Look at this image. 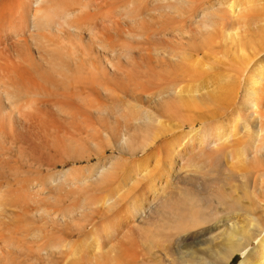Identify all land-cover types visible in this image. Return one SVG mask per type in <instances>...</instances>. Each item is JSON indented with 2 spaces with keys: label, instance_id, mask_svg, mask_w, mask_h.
<instances>
[{
  "label": "rangeland",
  "instance_id": "1",
  "mask_svg": "<svg viewBox=\"0 0 264 264\" xmlns=\"http://www.w3.org/2000/svg\"><path fill=\"white\" fill-rule=\"evenodd\" d=\"M52 1L53 2L45 1L46 3L50 2V6L46 5L45 2H43L44 5L42 6V3L41 7H44L43 10H49L51 14H57L56 12L59 11L57 15H53L55 16V18L57 17V20L61 16L62 11H60V8H62L61 10H63L64 8L69 9V7L72 6L66 0ZM107 1L110 2L111 0H103V2L102 0H74L73 2H71L73 6L72 8H70V11H75V14L70 16L71 19L74 17V20L72 19L74 21L72 22L73 26H75L74 23H76V21H78V23L83 22L82 25H84L85 23L88 24H85L86 26H84L82 30L80 23H76V26L71 28L72 24L69 23L68 26V22L64 24L62 23L60 26H58V28L60 27L62 30L56 28L53 29L52 27V31L51 27H49L48 30L53 32H50V34L46 29L48 27H45L44 29L38 28L42 32L46 29V31L41 35L45 36V34L48 32V35H46L47 37L42 36V38L48 39L49 42L48 45L50 48L46 43V39L44 40L47 47L43 41V44L47 48V54L45 53L46 50L44 51L43 48H40L42 46L40 42L37 41V45L39 43L41 44H39L40 47L38 46L40 48V52L37 50L39 48L33 45H36V42L34 43V41L38 40L37 38L35 39V37L36 34L39 33V30L34 27H31V29H34L31 32L34 38L32 36L29 37V40L31 42L29 40H26L23 41V43L14 42L13 44V40H11V43L10 41L3 43L5 44L6 48L4 46L2 47V44L0 45L3 48L2 49L0 47V51H3L5 48V54L0 52L2 56L0 58L4 60L3 55H6V59L10 51L11 54L8 56L12 55L9 58H14L12 60L16 61H14L16 67L17 64L19 65L25 62L23 61L24 57L22 58L20 54L26 55L27 52H29L27 53V55L30 54L29 56L24 55L25 58L28 57L26 59L27 61H29L25 62L26 65H20V67L17 68L18 70L14 69L15 73L18 72L17 76L15 73H13L12 69L15 66L11 67L10 71L12 70V74H10V76H13L12 81H10L11 79L9 80L8 77H6L9 81L8 82L6 80V83H8L7 86L9 88V91L6 90L7 86L5 85V82L0 83L1 86L2 84L6 86L5 90L3 88L4 85L0 89V99L2 100L3 97V102L8 101V98L11 96L9 95V93L12 94L13 100L14 94V96L17 98L16 100L21 101L19 99L23 100L25 98V94L26 97L33 96V93L37 95L39 93L38 89L40 88L42 93H39L37 96H35L39 97L41 95L40 97H42V100H40V103L35 99L39 104H42V101L44 102L47 99L48 102H54V100L58 98V100L60 99L62 100V102L65 101L63 103H66L67 101L66 104L70 106L69 107L67 105L69 108H72V111L74 110V108H77L74 107V105H78L80 110L85 109L82 111L84 112V115L81 111H76V123V121H74L75 119L72 120V118H75V116H72L71 118L69 116L71 111L68 112L69 115L66 114V111L68 109L67 106L66 109L62 107L60 108L66 110L64 111V113L63 111H60V109L58 110V108L51 107V105H49L50 103H47V105H44L43 107L40 106V108L38 109V112H40H37L39 116H43L41 117V123L39 122L40 118L36 113L34 114L35 118H31L33 121L30 119V123H26L27 125L24 131H21L18 127H16L17 124H14L15 126H13L16 129L14 128L12 131H16V135H13V137L12 134L14 133L11 130L10 132L8 131V135L10 136V138L6 134L7 132H4L5 135L4 133H0V137L4 136V142L3 140L0 142V149L3 148V150L0 151V160L4 158V163H2L0 167L3 166V164H6L5 167L3 166V172L5 171V175H2L4 174L1 172L2 167L0 170V178L4 176L3 178L5 180H3L5 185L2 181L1 182L3 185L0 183V231L2 230V232H4L3 235L5 236L2 235V232H0V234L3 237H6L5 240H9V242L7 241L8 243L11 244V241L13 243L10 247L8 246L4 238L0 237L1 240L5 241L6 245L10 247L7 248V246H5V243L2 244V242L0 241V245L2 244L0 246V264H52L55 259L57 260L55 262H60V258H62L61 264H67V262L68 264H94L95 260L99 261H97V264L101 263L102 261L103 263L113 261L110 262V264H118L119 260L116 261L115 259H118L119 257L123 258L126 255L127 250L130 249V245L134 243L135 248H138L139 244L141 245V243L145 241L144 237L148 236L151 231L155 230L154 224L157 220H155L156 214L153 208L155 209L159 205H161V199H157L156 201H154L151 207L152 210H148L143 215L137 213L135 209L138 208L140 204H147L151 199H153L158 188V191H161V176L162 178H164V173L169 169L170 163H173L174 166H177L180 162L182 163L184 161L183 163L185 166L183 167V170L178 172V177L181 176V178H185V175H198L201 176V178H203L204 180H210L212 177L218 175H215L213 172H211L210 167H206L201 174H197L191 172L194 169L193 166H187L189 165V161L191 160V158L198 157V155H200L202 149H205L204 151L206 153L210 152V150L207 149L203 144L204 140L207 138L215 139L218 136H223V143L230 145V148L233 150V109L234 105L235 108H240L244 93L242 92L241 97L238 94L236 96H233L235 95L233 94V90L230 92V89L227 90L226 86L230 82V80L233 82V76H235L237 80H242V78H240L242 75L237 71L240 72L243 65V67H245L249 63H251V60L258 61V58L264 57V0H116L118 1V4L120 6L122 5L121 7L124 6L123 8L119 7L120 11L117 8L113 9L115 5H118L114 3L115 0L111 1L112 5L114 4L111 9L109 8V6L111 5H108L107 3L109 2ZM131 1L134 4H132ZM66 2L69 3L70 6H68ZM98 2L103 5L105 4L106 7L103 8L104 6L102 7V5H100ZM249 3H252L253 7H250L252 9L249 8ZM55 4H62L63 6L61 5V7L57 5V7ZM98 4L100 5V8L98 7ZM83 5H86V7L88 6V8L84 9L85 6ZM128 5L132 7H128ZM47 6L49 7L47 8ZM52 6H56L57 9L53 10ZM45 7L47 9H45ZM73 8L75 9L74 11L71 10ZM81 8H83L84 10H82ZM97 8H99V12H97ZM102 8L103 10L102 12H100V9ZM79 9H81V11ZM129 9H131V11H128ZM78 10L80 11L79 15L77 14ZM104 11L106 12L105 15H103ZM100 13L103 14L101 15ZM70 17L68 18L69 20ZM98 17L100 18L98 19L100 21L97 20ZM83 18H85V20ZM111 18L114 19L113 22L115 24L112 23ZM86 19L88 21H86ZM115 19H119V22H115ZM108 20L111 21L109 22ZM100 22H102V24H100ZM96 23H99L100 25ZM110 23H112L115 28L112 25L110 26ZM116 23L120 24L116 26ZM210 23L212 26L210 25ZM91 24L92 26H90ZM102 26H104L105 29L106 27H110V30L112 29V32L110 31L109 33V30H107V32L105 29H103ZM76 28L81 31L77 30ZM97 28L98 31L100 28V33L96 31ZM117 28L120 30L117 31ZM35 29L38 30L36 31V34L33 33ZM114 30H116V34ZM55 31L56 34L58 33V37L55 36ZM94 31H96V35H94ZM28 32L29 33L27 34H31L30 31ZM103 32H105V34ZM112 33L114 34L113 36L111 35ZM97 34H102L103 38L105 39L107 37V42L102 38L101 35L100 37L102 39ZM109 34L112 37L115 36V39L112 40ZM50 35H53L51 37H54L55 39H50ZM92 35H94L93 38L96 37L97 39L94 38V40L92 38L94 40L93 41L91 39ZM39 36L37 35V37ZM63 37L66 39H64ZM42 38L41 40H43ZM53 39L54 43H52ZM27 42H29L30 48ZM20 43L21 45L24 43L27 44V49L32 48V51L29 50L25 52V45H22V49L20 48ZM100 43L102 44V46L98 45ZM17 44L20 49L18 48ZM60 44L62 46H58ZM65 44L67 46L70 45L68 46L69 50L67 49L68 52L67 50L65 51V49L67 48ZM8 46L9 48L7 49ZM16 46L19 50H17V48H14ZM51 46L53 50L51 49ZM55 46H58L59 48H56ZM62 47L64 48V54L62 53ZM207 48L208 51L205 52V49ZM13 49V52L18 55L19 58L21 57L22 60L21 58L16 59V57L18 56L13 54ZM49 49H51L52 51L56 50V53L55 51L51 52V50ZM58 49H60V52ZM106 49L109 52H107ZM112 49L113 52H111ZM115 49H118V52L115 51ZM15 51H18V54ZM41 51H44L42 54H44L45 59L47 58L46 60L41 59ZM34 52L37 55H35ZM38 53L41 56L40 58ZM31 54L35 55L32 59L31 57L33 56H31ZM36 57H38V60L36 59ZM51 58H53V60L57 62L53 63V60H51ZM8 60V62L11 61L10 59ZM18 60H21L22 62L20 61L21 63H18ZM31 60L39 62L40 66L38 64V67L35 66L36 64H34L33 66L32 62H36ZM46 61L48 62V65L46 64ZM111 62L116 67L112 66ZM0 63L1 66L2 64H4L2 63V60H0ZM5 64L3 67L7 68ZM10 64L11 63H9V67L14 65L13 63L12 65ZM51 64L55 66H53L54 69L59 68L57 70L62 71L57 72L56 70L55 72L57 73L55 76L53 71L54 69L52 70ZM110 64L112 67L110 66ZM3 67H1V69ZM34 67L40 70L37 71ZM113 67H115L116 69ZM26 70L28 72H26ZM41 70L45 75L40 72ZM251 70L252 64L250 67V73ZM246 71V69L243 71L244 74H246ZM5 72L7 71H4V73ZM4 73L2 72L3 77L0 76L1 79H4ZM8 73H10L9 69ZM39 73H41V75ZM58 73L65 74L59 77L60 75ZM48 74H52V76L49 75V78ZM6 75L8 76L7 73ZM28 77L29 79H27ZM41 77L45 79L43 80ZM46 78H49V81ZM1 79L0 82L3 80ZM35 79L38 81H35ZM61 79H63V81ZM80 80L88 81V84L91 82L90 85L93 87L94 84V89H89L91 86L85 89V87H88L89 85L87 86V83L85 84L84 81L82 82ZM40 81L42 82L43 87H50L45 88V92L47 93L44 92L43 87L40 85ZM69 81L71 82L69 83ZM220 81L223 82V84H221ZM52 82L56 85L54 86V88H61H59V90L52 88ZM79 82H81V85L79 84ZM83 83L86 86H83L82 89L81 86L83 85ZM96 83H99V86H97ZM100 83L106 84L104 85V87L110 88H107L108 93H105V91H103L104 87ZM21 84L22 86H20ZM78 84L79 88H77V91H83L82 94H86L82 96V99L84 100V98H86L88 94V97L86 99L89 100V97L96 99L97 104H101L100 106L104 108L105 106L106 108L108 107L107 110L105 109L106 112L104 111V113H102L103 111H100V109L102 108H100L97 112L98 107L94 110V108L98 105H96L95 107L93 105L94 108L91 109L92 105H89V103L94 101L92 98L91 100L93 101L89 103L84 100V102L88 103L87 105L91 107L85 106L86 104L83 105L84 102H82L81 99L79 100L80 96L78 97L76 95L78 99L77 97H75V93L77 94V91L75 92L74 89L78 87ZM225 84L226 86H224ZM37 85L40 87L38 88ZM64 85L66 88L63 87ZM67 85L70 87H67ZM34 86L37 87L35 88ZM222 86H224V88ZM231 86L230 88H233V86ZM71 88H73L72 90L74 92V96H72ZM262 88L264 89V82L262 84ZM1 90H3L4 92L8 91L9 93L5 94L3 92L2 94ZM62 90L68 91L66 92ZM225 90H227V92ZM20 91L21 95L22 93L24 95H22L23 98H21L22 96L20 95ZM26 92L28 93V96ZM52 92L53 95L54 93L56 95H54L53 98L52 95L50 97V94ZM68 92H70L71 96L70 94L68 95ZM15 93L18 94L16 95ZM63 93H66L69 99L66 98V95ZM4 94L5 96L9 95L8 97H6L7 99L5 98ZM45 94L46 96L49 95L47 99L43 98ZM46 96L44 97L46 98ZM63 96L64 99L66 98V100L62 99ZM28 99L31 100L32 98L28 97ZM70 99L72 100L73 104L71 103ZM1 100L0 103L2 102ZM27 100L25 98V101ZM68 100H70V102H68ZM80 101L82 102V104ZM60 102L61 101H58L57 103L56 100L55 103L60 104ZM74 102H77L78 104H74ZM46 106H48V110H51L49 112H43V114L40 115L42 111H46V109L44 108ZM118 107L123 109V113H125L126 116L129 117V121L128 117L127 119L123 118L121 120L122 117L120 114L119 116L116 115L117 117H115V113L113 114L114 116L112 115L114 110ZM41 108H43L42 111ZM53 108H55L54 110L57 113L54 112ZM89 108L91 110V113L88 112ZM80 112L81 114H79ZM85 113L86 115L88 114L87 120L90 119L89 122L92 121V126L89 123L90 127L87 124V120L86 122H84L85 120H82L83 122H81V119H78L79 116H81V118L82 115L85 116ZM97 113H99L101 117L103 116V114L105 115L103 116V118H101L99 114L97 115ZM44 114L47 115L44 116ZM108 115L110 117H108ZM50 116H52V118ZM45 117L47 118V120ZM64 118H67V120L64 121ZM68 118L70 123L68 121ZM35 119L37 121H35ZM104 119H107V121L104 122ZM124 120L127 121H125L124 123ZM250 120L251 116L247 112V121L249 124ZM72 121H74L73 124H71ZM79 121L81 124L79 123ZM31 122L35 124L33 125ZM74 125H76L78 130H76L77 128ZM242 131H244V129ZM6 135L9 139L6 138ZM14 136H17L19 140L17 138H14ZM211 136L214 138H212ZM11 137L12 139H14L12 140ZM122 138H125V140L123 141ZM202 138L204 139L203 141ZM239 139L240 141L238 145L242 148L245 144L247 146V144L249 143L248 136H246L243 140H241V138ZM11 140L13 141L12 143L10 142ZM201 143L202 146H200ZM3 144L7 145V149H12H9L10 151L4 150L6 149V146H3ZM4 153H10L9 155H12L14 157V160H12L13 157L9 156L8 154L5 155ZM165 153H168L169 156H166ZM3 154L6 158L3 156ZM156 154H163L164 157L163 162L165 164L163 163L161 167L163 172L162 174L159 175V171H157V173L155 174H149L150 176L148 175L146 178H142L143 176L141 177L138 174L137 178L140 180V182H137V184L136 181L134 184V182L130 181V178V180L127 179L129 174H127V177L125 178L124 174L126 175V172L128 170V167L126 168V166H128L127 164H130V162L133 160H143L151 158V156ZM113 155L115 157L114 159L116 160H113V163H115L114 165L116 166V169H114L113 173H116L118 171L119 165V169L121 167H125L126 170L124 168H121V170L116 173L118 174V176H115L113 173H111L115 176L112 177L113 179L108 175V172L110 173V170L104 171L107 174L100 172L101 174L107 175H104V177L103 175L101 176V174L99 173V167L106 161V158L109 159L110 156L112 157ZM7 157H11L12 159L10 160ZM15 158H18L19 160L17 159V161L15 162ZM201 158L199 159L201 160ZM8 162H15L13 163L14 166L11 168V165L10 168H8ZM18 162H20L21 164H19ZM17 163L19 164V166L17 165ZM225 163L226 160L224 159L223 164ZM5 168H7V170ZM261 168L262 170H264V164ZM11 169L12 171L14 170V172H12ZM123 169L124 171H122ZM65 170L70 171L66 175L70 174V176H67V178L69 177L71 181H69V178L68 180H65L66 175L63 176V174H61V172H64ZM228 170L229 169L227 167H224V172L226 171L225 174L229 173ZM7 171L9 172V175H11V177L7 174ZM129 172L130 171L128 170L127 173ZM57 174L61 175L59 176ZM143 175H147L146 172ZM123 176L125 180L129 181V185L125 184L127 182L123 183ZM139 176L141 177V179ZM72 177L74 180H72ZM86 177L88 179H86L88 182H85L84 178ZM6 180H9L7 186ZM175 181H179L178 178H176ZM38 182L39 184H41L40 188H38V186H40ZM130 183H133L134 185L132 184L131 186ZM225 183V187L228 190H231V184H229V182L227 181ZM253 184L254 181H251L250 189L254 187ZM1 186H3V188H1ZM214 187L217 186L215 185ZM261 188H264V183L261 184ZM110 193L115 194L118 198V200L115 199V195L113 197V195L111 194L116 201H114L115 203L113 202V204L111 202V207H109L111 209H109L107 205H105L107 197H111V195H109ZM208 193V191H203V194L207 196L209 195ZM102 199L103 201L105 200V204H102ZM18 200L21 201L18 202ZM20 205L21 207H23L21 211L22 215H20ZM173 206L174 207L171 208L170 206L169 208H171L172 210L171 213L174 212L175 216H177V207L175 205ZM25 207L26 210L28 208L29 212L26 213V210H23L25 209ZM169 208L168 211H170ZM173 208L175 211L173 210ZM18 211L21 220L19 218V220L17 219ZM40 211L42 212L40 213ZM56 214L59 216L55 217L57 216ZM128 218L131 222V231L127 232L128 235L126 237L123 235L119 237L118 233L125 232L122 227L123 220ZM239 222L240 224H244V226H248L250 224V220H239ZM94 224L97 225L98 228H94ZM110 225L118 226L115 236L111 235V237H109V235H107ZM213 232V234L211 233L212 238H217L218 242L220 240V242L224 243V246L229 244V241L226 239L225 235V226L218 227V229L214 230ZM32 234L34 236H31ZM142 235L145 236L143 237ZM119 240L122 241L121 244H124L125 242L124 246L126 244L129 245V249L127 248V245L124 247V249H122L123 246L120 245ZM53 241L60 242L61 245L64 246L63 249V247L59 243L55 244L56 246L62 247L61 251L63 249V253L61 251H58L60 249L56 250L55 248H53L55 250V253L52 251L53 249H51V242ZM69 242H72V244L70 245ZM68 243L70 246L66 245ZM55 245L53 246L56 247ZM65 245L69 249L65 247ZM132 246L131 249L134 248ZM45 247L47 248V250L49 248L48 252L44 249ZM240 247L241 246L239 244L234 247L233 251L235 252L233 254V258L231 259V264H239L242 260V256L238 251ZM254 247H257L256 242L252 243V245L248 249L253 250ZM70 248H72V253L70 251ZM113 248H115L116 251L113 250ZM73 249L77 252L75 253ZM120 249L123 252L119 251ZM1 250L3 251V253ZM98 251L100 252V255H97ZM258 252L261 253L260 250ZM46 253H48V255H45ZM50 253L51 255L49 257ZM256 253V251L253 252L254 257H257L259 255L258 253ZM71 254H75V256H72ZM110 256L115 261L112 260ZM69 257L71 259L73 258L74 262L73 260L71 261ZM96 257L102 259L99 260V258ZM107 258L109 259V261ZM90 260L94 261H92L91 263ZM228 261V259L222 260V264H226Z\"/></svg>",
  "mask_w": 264,
  "mask_h": 264
},
{
  "label": "bare ground",
  "instance_id": "2",
  "mask_svg": "<svg viewBox=\"0 0 264 264\" xmlns=\"http://www.w3.org/2000/svg\"><path fill=\"white\" fill-rule=\"evenodd\" d=\"M45 1H50V2H53L52 0H0V45L2 44V47L4 46L5 47V44H3L4 42H9L10 41V43L12 42L11 40H13V44H14V42L15 43H17V42H21V43H23V41H28L29 40V37H31L32 36V30H34V29H31V27L33 28H45V27H48V28H46L47 29V31L49 32V34H50V32L51 33H53L52 31V27H53V29L54 28H56V29H60V30H62L60 27L58 28V26H60L62 23L64 24V23H67L68 22V26H69V23L70 24H72V22H74L73 20H74V17L71 19V17L70 16H72L73 14H75L74 12V8L73 9H71V10H73L74 12H72V11H70V8H72V6H73V4L71 3V2H73V1H70V0H66V1H68L69 3H70V5H72V6H70L69 5V3H67L68 4V6H70L69 7V9H67V8H64L63 10H61L62 8H60V11H62L61 12V16L59 17V19L57 20L56 18H55V16H53V15H57L58 13H59V11L58 12H56L57 14H51L50 12H49V10H43L44 9V7H41V4L43 3V2H45ZM94 1H97V0H94ZM98 1H101V0H98ZM112 1V0H111ZM111 1L109 2V1H107V2H109V3H107L108 5L110 4L111 6H109V8L111 9V7H113L114 6V4L112 5V3H111ZM50 2L48 3H46L45 2V4L46 5H49L50 4ZM54 2H58V1H54ZM102 2H103V0H102ZM117 2V3H116ZM134 2V1H133ZM251 2V1H250ZM59 3H60V1H59ZM64 3H65V1H64ZM95 3H97V2H95ZM99 3V2H98ZM115 4H118V1H116L115 0V2H114ZM131 3H132V1H131ZM100 5H102V7L103 8H105L106 7V5L104 4H101V3H99ZM98 4V7L100 8V5ZM120 4H122V3H120ZM132 4H134V3H132ZM44 5V3L42 4V6ZM56 6L57 5H59V6H61L62 4H55ZM108 5H107V7H108ZM251 5V6H250ZM50 6V5H49ZM49 6H47V8L49 7ZM56 6H52L53 7V10H56L57 9V7ZM63 6V5H62ZM61 6V7H62ZM83 6H85V8L84 9H86V8H88V6L86 7V5H83ZM122 6V5H121ZM119 4L116 6H114L113 7V9H118L119 10V7L120 8H123V7H121ZM128 7H132V6H129L128 5ZM250 7H253L252 6V3H249V8ZM46 7H45V9H47ZM99 8H97V12H99ZM103 8L102 9H100V12H102V10H103ZM82 10H84L83 8H81ZM81 9H79L80 11H81ZM127 9V8H126ZM250 9H252V8H250ZM78 10V12H77V14L79 15V11ZM109 11V10H108ZM113 11V10H112ZM120 11V10H119ZM128 11H131V9H129ZM176 11V10H175ZM111 12V11H110ZM132 12H134V11H132ZM105 11H104V14L103 13H100L101 15L103 14V15H105ZM126 13H127V11H126ZM213 13V12H212ZM97 14H99V13H97ZM77 15V16H78ZM87 15V14H86ZM119 15V14H118ZM213 15V14H212ZM111 16V15H110ZM70 17V20L68 19ZM112 17V16H111ZM136 17V16H135ZM211 17V16H210ZM78 18V17H77ZM88 18V17H87ZM102 18H103V16H102ZM76 19V18H75ZM84 20H85V18H83ZM82 19V20H83ZM89 19V18H88ZM98 19H100L99 17L97 18V20ZM133 19V18H132ZM72 20V21H71ZM91 20V19H90ZM94 20V19H93ZM104 20V19H103ZM111 20H112V23H114L113 21H114V19H112L111 18ZM111 20H108L109 22L111 21ZM135 20V19H134ZM133 20V21H134ZM58 21V22H57ZM80 21V20H79ZM86 21H88L87 19H86ZM98 21H100V20H98ZM107 21V22H108ZM119 22V19H115V22ZM132 21V22H133ZM85 22V21H84ZM90 22V21H89ZM103 22V21H102ZM102 22H100V24H102ZM105 22V21H104ZM106 22V23H107ZM76 23H78V21H76ZM76 23H74L75 24V26H76ZM80 23V22H79ZM78 23V24H79ZM83 23V22H82ZM82 23H80V25H81V30L84 28V26H86L85 24H87V23H85L84 25H82ZM112 23H110V26L112 25L113 26V24ZM96 24H99V23H96ZM99 24V25H100ZM115 24V23H114ZM117 25L116 26H118L119 24L118 23H116ZM88 25V24H87ZM99 25H98V27H99ZM209 25V24H208ZM210 25H211V23H210ZM209 25V26H210ZM63 26H66V25H63ZM75 26H73V24L71 25V28L72 27H75ZM90 26H92V24L90 25ZM106 26H108V25H106ZM212 26V25H211ZM210 26V27H211ZM49 27H51V30L52 31H50V30H48L49 29ZM62 27V26H61ZM95 27V26H94ZM103 27V29H105V27L104 26H102ZM114 28H115V26H113ZM70 28V27H69ZM91 28V27H90ZM93 28V27H92ZM107 28H109V29H107ZM112 28V27H111ZM120 28V27H119ZM208 28V27H207ZM35 29V31H33V33H35L36 34V31H38L37 33L38 34H36V37H35V39L37 38L38 40H35L34 41V43L36 42V45L35 44H33L34 46H37V48H39L40 46H39V44L41 43L42 44V46L40 47L41 49L43 48V50L45 51L46 50V54L48 53L47 52V45L49 44V42H48V39H46V38H42V36L43 37H47L46 35H48V32L45 34V36L44 35H41V34H43L45 31H46V29L42 32V31H40V29ZM65 29V28H64ZM77 29V28H76ZM88 29V28H87ZM73 30V29H72ZM77 30H79V29H77ZM76 30V31H77ZM81 30H79V31H81ZM106 31L107 30H109V33H110V31L112 30H110V27H106V29H105ZM117 31H119L120 29H116ZM116 30H114V32L116 31ZM28 31H30V33L31 34H27V33H29ZM96 31H98V28H97V30ZM96 31H94V35H96L95 33H96ZM102 31V30H101ZM41 32V33H40ZM60 32V31H59ZM64 32V31H63ZM99 33H100V28H99V31H98ZM108 32V31H107ZM112 32V31H111ZM121 32V31H120ZM61 33V32H60ZM69 33V32H68ZM91 33H93V32H91ZM104 34H105V32H103ZM39 34H40V36H39ZM55 36H57L58 37V33L56 34V31H55ZM64 34V33H63ZM62 34V35H63ZM115 34H116V32H115ZM37 35L39 36V37H37ZM91 35V34H90ZM94 35H92V37H91V39L93 38V36ZM97 35H99V34H97ZM101 36H102V34H100ZM100 35H99V37H100ZM107 35V34H106ZM112 36L114 35L113 33L111 34ZM110 34H109V36H110V38L112 39V40H114L115 38V36L114 37H112ZM35 36V35H34ZM51 36H53V35H50V39H52V38H54V37H51ZM105 36V35H104ZM108 36V37H109ZM33 37V36H32ZM49 37V36H48ZM62 37V36H61ZM60 37V38H61ZM65 37V36H64ZM63 37V38H64ZM34 38V37H33ZM41 38L43 39V40H41ZM94 38H96V37H94ZM93 38V39H94ZM101 38V37H100ZM99 38V39H100ZM102 38H103V36H102ZM101 38V39H102ZM44 39H46V43H47V45L45 44V40ZM50 39H49V41H50ZM55 39V38H54ZM54 39L52 40L53 42L52 43H54ZM64 39H66V38H64ZM92 39V40H93ZM97 39V38H96ZM103 39H105V38H103ZM106 39H107V37H106ZM105 39V41L107 42V40ZM110 39V40H111ZM15 40H17V41H15ZM34 40V39H33ZM95 40V39H94ZM93 40V41H94ZM30 41V40H29ZM37 41L38 42H40L38 45H37ZM43 41H44V44L46 45V47H45V45L43 44ZM62 41H63V39H62ZM103 41V40H102ZM108 41H109V38H108ZM31 42V41H30ZM68 42V41H67ZM21 43H20V45H21ZM28 43V45H29V48H30V44H29V42H27ZM33 43V42H32ZM69 43V42H68ZM103 43V42H102ZM40 44V45H41ZM70 44V43H69ZM73 44V43H72ZM71 44V45H72ZM101 44V43H100ZM100 44H98L99 46H102V44L100 45ZM8 45V44H7ZM10 45V44H9ZM22 45H25L24 47H25V49H26V51L25 52H27V51H32L31 49H27V44H22ZM22 45H21V47L20 48H22ZM27 45V46H26ZM44 45V46H43ZM66 45V44H65ZM13 46V45H12ZM17 46H18V44H17ZM17 46L16 47H14V48H17ZM32 46V45H31ZM39 46V47H38ZM58 46H62L61 44L60 45H58ZM57 46V47H58ZM67 46V45H66ZM68 46H70V45H68ZM67 46V48L65 49V51L68 49L69 50V47ZM104 46H106V45H104ZM112 46V45H111ZM1 47V46H0ZM1 47V48H2ZM11 47V46H10ZM45 47V48H44ZM48 47H49V45H48ZM56 47V46H55ZM56 47V48H57ZM116 47V46H115ZM6 48V47H5ZM5 48H4V50H5ZM9 48V46L7 47V49ZM18 48H19V46H18ZM17 48V50H19ZM40 48L39 49H37L39 52H40ZM50 48V47H49ZM59 48V47H58ZM63 48V47H62ZM62 48H60V49H62ZM64 48H65V46H64ZM64 48L62 49V53L64 52ZM103 48V47H102ZM3 49V48H2ZM1 49V50H2ZM6 49V50H7ZM12 49V48H11ZM23 49V48H22ZM21 49V50H22ZM51 49H52V46H51ZM51 49H49V50H51ZM60 49H58L59 50V52H60ZM4 50L3 51H0L1 53H4L5 54V52H4ZM10 50V49H9ZM16 50V49H15ZM53 50V49H52ZM51 50V52H54L55 51V53H56V50H54V51H52ZM68 50H67V52H68ZM107 50V49H106ZM118 50V49H117ZM116 49H115V51H117ZM14 51V49L12 50V52ZM23 51V50H22ZM37 51V52H38ZM44 51H41V55H42V57H44V58H42L41 56H40V54L38 53V55H39V58L41 57V59H45V56H44V54H42ZM73 51V50H72ZM119 51H120V49H119ZM208 51V48L207 49H205V52H207ZM16 53L18 52V51H15ZM50 52V51H49ZM50 52V53H51ZM107 52H109L108 50H107ZM111 52H113V49L111 50ZM118 52V51H117ZM1 53H0V57H2L1 56ZM7 53H8V51H7ZM6 53V54H7ZM20 53H22V52H20ZM27 53H29V52H27ZM27 53H26V55L25 56H29L30 54H28L27 55ZM30 53H32V52H30ZM49 53V54H50ZM61 53V54H62ZM11 53H10V51H9V54L8 55H10ZM13 54H15L14 52H13ZM18 54V53H17ZM34 54L35 55H37L35 52H34ZM52 54H54V53H52ZM60 54V55H61ZM64 54V53H63ZM113 54V53H112ZM206 54V53H205ZM210 54V53H209ZM3 55V54H2ZM7 55V57H6V59L8 60V59H10L11 61L10 62H8L6 59H5V56L6 55H3L4 56V60L2 59V58H0V60H2V63H7V64H5L6 65V67L7 68H5V67H3L4 66V64H2V66L0 65V69H1V67H3L1 70H3V71H1L0 70V72H1V74H2V72L4 73V71H7V72H5L4 74H5V77H4V79L2 80L1 78V82L0 83H6L7 81H8V79L6 78V77H8L9 78V80L10 81H12V78H13V76H10V74H12L11 72H12V70L10 71V69H11V67H13V66H15V62L12 60V59H14V58H9V57H11V56H8ZM16 55V54H15ZM23 54L21 55L20 54V56L23 58H25V56H24ZM35 55H33V54H31V56H33V57H31V59L32 58H34V56ZM56 55V54H55ZM16 56H18V55H16ZM59 56V55H58ZM20 57V58H21ZM20 59L19 58V56L18 57H16V59ZM22 58H21V60H22ZM23 58V61H27V59L26 58H28V57H26L25 59ZM55 58V57H54ZM30 59V58H29ZM36 59L38 60V57H36ZM47 59V58H46ZM45 59V60H46ZM259 60L257 61V60H251V63H249L247 66H245V67H243L242 66V70L239 72V71H237L239 74H241L242 76L240 77V75H239V77L240 78H242V80H240L239 79V77H238V79L239 80H237V78L235 77V76H233V82L230 80V82L227 84V86H226V84L224 85V86H226V89L228 90V89H230L229 91L231 92L232 90H233V94H235V95H233V96H236L237 94L241 97V94H242V92L244 93L243 94V99H242V102H241V106H240V111H239V109H237V107L235 108V105H234V109H233V150L230 148V145H228V144H225V143H223V141H224V137L223 136H216L217 138H215V139H211V138H207V139H203L202 138V141L204 140V145L206 146V148L207 149H209L210 150V152H208V153H206L204 150L205 149H202L201 150V153H200V155H198V157H194V158H191V160L189 161V165H187V166H193L194 167V169L191 171V172H193V173H197V174H201L202 173V171L206 168V167H210V171L211 172H213L215 175H217V176H215V177H212L210 180H204L203 178H201V176H198V175H193V176H186L185 175V178H181V176H177V174H178V172L179 171H181V170H183V167L185 166L184 165V161L181 163L180 161V163H179V165H177V166H174V164L173 163H170V167H169V169L168 170H166L167 172H165L164 173V178H162V176H161V180H160V186H162L161 188H160V190L161 191H158V189H157V192L155 193V195H154V197H153V199H151L147 204H140L139 205V207L138 208H134L135 209V211L137 212V213H140V214H144V213H146L148 210H152V204L154 203V201H156L157 199H161V201H162V203H161V205H159L157 208H153V210H155V214H156V219L155 220H157V221H155V224H154V226H155V230H153V231H151L149 234H148V236H145V235H142L144 238H145V241L143 242V243H141V245L139 244V247L138 248H135V245H134V243L132 244V245H134V246H132V245H130V249L128 248V246L129 245H127V248L129 249V250H127V252H126V255L123 257V258H121V257H119L118 259H115L116 261H118L119 260V262H118V264H222V260H229L226 264H231V259L233 258V254H234V252L235 251H233L234 250V247L237 245V244H239L241 247L239 248V253L241 254V256H242V260L240 261V263L239 264H264V188H261V184H263L264 183V170H262V166H263V164H264V89L262 88V84H263V82H264V57L263 58H258ZM21 60H18V63H21L22 61ZM51 60H53V58H51ZM21 61V62H20ZM31 61H34V60H31ZM30 61V62H31ZM41 61V60H40ZM50 61V60H49ZM25 62L24 63H22V64H17V67L15 66V67H13L12 69H13V73H15L14 71V69H16V70H18L17 68L18 67H20V65H23V64H25ZM27 62H29V61H27ZM34 62H36V63H33L32 62V64H33V66H34V64H36L35 66L36 67H38V65L40 66V63L39 62H37V61H34ZM42 62H43V60H42ZM55 61L53 60V63H54ZM57 62V61H56ZM55 62V63H56ZM9 63H11L10 65H12V63L14 64V65H12V66H10L9 67ZM48 62L46 61V64H47ZM49 63H51V62H49ZM60 63V62H59ZM62 63V62H61ZM112 63V62H111ZM1 64V63H0ZM28 64H30V63H28ZM38 64V65H37ZM72 64V63H71ZM240 64H242V63H240ZM251 64H252V70H251V73H250V67H251ZM26 65V64H25ZM48 65V64H47ZM63 65V64H62ZM24 66V65H23ZM42 66V65H41ZM51 66H52V70L54 69L53 68V66L54 65H52L51 64ZM66 66V65H65ZM110 66H111V64H110ZM112 66H115V65H113V63H112ZM111 66V67H112ZM36 67H34L35 69H36ZM44 67V66H43ZM55 67V66H54ZM67 67V66H66ZM116 67V66H115ZM115 67H113V68H115ZM40 68V67H39ZM112 68V69H113ZM243 68H244V70L246 69L247 71H246V74H244V70H243ZM4 69H7V70H4ZM8 69H9V72L10 73H8ZM20 69V68H19ZM27 69V68H26ZM57 69H59V68H57ZM57 69H54L53 71H54V74H55V76H56V73L57 72H61V71H58ZM68 69V68H67ZM70 69V68H69ZM72 69V68H71ZM116 69V68H115ZM241 69V68H240ZM22 70V69H21ZM32 70V69H31ZM37 71H39L40 69H36ZM43 70V69H42ZM42 70L40 71L42 74H44L43 72H42ZM51 70V71H52ZM57 70V72H55ZM25 72V71H24ZM26 72H28L27 70H26ZM66 72H68V71H66ZM65 72V73H66ZM237 72H236V74H237ZM242 72V73H241ZM6 73L8 74V76L6 75ZM37 73V72H36ZM41 73H39L40 75H41ZM65 73H58L60 76L59 77H61V76H63V74H65ZM0 74V76H2L3 77V74L1 75ZM16 74V76H17V74H18V72L17 73H15ZM14 74V75H15ZM35 74V73H34ZM53 74V73H52ZM52 74H48V77H49V75H51L52 76ZM71 74V73H70ZM235 74V75H236ZM29 75V74H28ZM45 75V74H44ZM244 75V76H243ZM25 76H27V75H25ZM43 76V75H42ZM54 76V77H55ZM58 76V75H57ZM65 76V75H64ZM21 77V76H20ZM44 77H46V76H44ZM53 77V78H54ZM66 77V76H65ZM244 77V78H243ZM6 78V79H5ZM17 78V77H16ZM35 78V77H34ZM33 78V79H34ZM38 78H39V76H38ZM42 79H43V77H41ZM50 78V77H49ZM49 78H46L47 80L49 79ZM56 78V77H55ZM58 78V77H57ZM64 78V77H63ZM27 79H29V77L27 78ZM26 79V80H27ZM41 79V80H42ZM45 79V78H44ZM43 79V80H44ZM59 79V78H58ZM72 79V78H71ZM7 80V81H6ZM20 80V79H19ZM56 80V79H55ZM54 80V81H55ZM62 81H63V79H61ZM86 80V79H85ZM224 80V79H223ZM30 81H31V78H30ZM35 81H38V80H36L35 79ZM49 81V80H48ZM74 81V80H73ZM79 81V80H78ZM77 81V82H78ZM80 81H84V80H80ZM9 82V81H8ZM20 82V81H19ZM44 82H47V81H44ZM59 82V81H58ZM71 81H69V83H70ZM85 82V84L88 86V87H85L86 85L83 83V85L81 86V88L84 86L85 87V89L86 88H89L91 85H90V83L88 84V81H84ZM221 82V81H220ZM21 83V82H20ZM32 83V82H31ZM38 83V82H37ZM40 85L43 87V85H42V82L40 81ZM60 83V82H59ZM73 83V82H72ZM232 83H233V85H232ZM28 84H29V82H28ZM67 84V83H66ZM75 84H76V80H75ZM75 84H72V85H75ZM79 84L81 85V82H79ZM79 84H78V87H76V89H74L75 90V92L77 91V88H79ZM97 84V83H96ZM101 85H103V87H104V85H106V84H102V83H100ZM221 84H223V82H221ZM4 84H2V86H3ZM6 86L8 85V83H6L5 84ZM4 85V90H5V86ZM11 85V84H10ZM9 85V86H10ZM45 85H47V84H45ZM52 88H54V86H56L55 85V83H53L52 82ZM58 85V84H57ZM100 85V86H101ZM233 86V88H230V86ZM1 84H0V89H1ZM20 86H22V84L20 85ZM28 86V85H27ZM38 86V85H37ZM37 86H34L35 88L37 87ZM97 86H99V83L97 84ZM224 86H222L223 88H224ZM231 86V87H232ZM11 87V86H10ZM30 87V86H29ZM40 86H38V88H39ZM47 87H49V86H45V87H43V90H44V92L46 91L45 90V88H47ZM63 87H65V85L63 86ZM67 87H70V86H68L67 85ZM73 87V86H72ZM75 87V86H74ZM102 87V86H101ZM101 87H100V89H101ZM228 87V88H227ZM7 89L6 90H8L9 91V88H8V86L6 87ZM31 88H32V85H31ZM50 88V87H49ZM59 88H61V87H59ZM59 88L57 87V89H56V87L54 88V89H56V90H59ZM66 88V87H65ZM94 89V84H93V87L91 86L89 89ZM105 88L106 87H104L103 89V91H105V93L107 92L108 93V90H107V88H106V90H105ZM73 88H71V93H72V96H74L73 94H74V92H73V90H72ZM83 89V88H82ZM108 89H110V88H108ZM21 90H23V89H21ZM39 90V93H42V91L40 90V88L38 89ZM38 90H37V92H38ZM49 90V89H48ZM61 90V89H60ZM68 90H69V88H68ZM68 90H62V91H68ZM81 90V89H80ZM96 90V89H95ZM214 90V89H213ZM221 90V89H220ZM227 90H225L226 92H227ZM2 91V94H3V90H1ZM4 92L5 94H7V93H9V92ZM35 91V90H34ZM41 91V92H40ZM54 91V90H53ZM61 91V92H62ZM110 91V90H109ZM16 92V91H15ZM24 92V91H23ZM56 92V91H55ZM57 92H59V91H57ZM82 92L83 91H80V92H78L77 91V94L75 93V97H79V100L81 99V101L82 102H84V100L86 101V102H91V101H93V102H91V103H89V105H92V107L91 106H89V105H87L88 103H83V105H85V106H87V107H91V109L92 108H94L96 105H98V106H96L95 108H94V110L95 109H97V107H98V109H97V112H98V110L100 109V108H102V109H100V111H103L102 113H104V111H105V109L107 110V108H106V106H105V108L104 107H102V106H100L101 104H97V100L96 99H94V98H92V97H89V100L88 99H86L87 97H88V94H87V97L86 98H84V100L82 99V96H84V95H86V94H82ZM97 92V91H96ZM182 92V91H181ZM27 93V92H26ZM38 93V94H39ZM45 93H47V92H45ZM50 93V92H49ZM5 94H4V96H5ZM16 94V93H15ZM18 94V93H17ZM16 94V95H17ZM34 95L33 96H28V93H27V96L29 97V98H32V99H34V100H29L28 99V97H26V94H25V98H26V100L28 99L29 100V102H28V100L27 101H25V98L22 100V99H19V100H21V101H17L16 99V97L14 96V94H13V97H14V100L12 99V94L11 93H9V95H11L10 97H11V99H10V97L8 98V101L6 102H3V100H4V98L2 97V102L0 103V133L1 134H3L4 132L8 135V131L10 132V130L12 131L15 127V125L14 124H17V126L16 127H18L21 131L23 130L24 131V129L26 128V123H30V121L32 120L31 118H33L34 117V114H36L37 112H38V109L40 108V106L41 107H43L44 105H47V103H50L49 105H51V107H55V108H58V110L62 107V108H67L69 105L68 104H66L67 103V101H66V103H63V102H65V101H63L62 102V100H58V98L56 99L57 100V103H58V101H61L60 102V104H57V103H55L56 102V100H54V102H48V97H49V95H47L46 96V94L44 95V96H46V98L43 96V98L44 99H47L46 101H42V104H39L41 101L40 100H42V97H35V96H37L35 93H33ZM63 94H65L66 95V93H63ZM70 94V92H68V95ZM79 94V95H78ZM8 95V96H9ZM20 95H21V91H20ZM22 95H23V93H22ZM21 95V96H22ZM31 95V94H30ZM51 95H52V98H53V96L55 95V93H54V95H53V92L50 94V97H51ZM60 95H61V93H60ZM77 95V96H76ZM7 95L5 96V98L6 97H8ZM24 96V95H23ZM23 96L21 97V98H23ZM56 96V95H55ZM70 96H71V94H70ZM69 96V97H70ZM90 96V95H89ZM35 97V98H34ZM57 97H61V96H57ZM78 97H77V99H78ZM38 98H39V100H38ZM41 98V99H40ZM66 98H68V96L66 95ZM66 98L64 99V96H63V98L62 99H64V100H66ZM91 98L93 99V100H91ZM234 98V97H233ZM7 99V98H6ZM39 101V103L36 101ZM43 99V100H44ZM69 99V98H68ZM72 99V98H71ZM70 99V100H71ZM70 100H68V102H70ZM88 100V101H87ZM235 100H236V97H235ZM17 101V102H16ZM80 101V102H81ZM96 101V102H95ZM234 101V100H233ZM82 102H81V104H82ZM95 102V103H94ZM63 103V104H62ZM71 103H72V100H71ZM77 102H74V104H76ZM94 103V104H93ZM100 103V102H99ZM62 104V105H61ZM66 104V105H65ZM70 104V103H69ZM73 104V103H72ZM78 104V103H77ZM190 104V103H189ZM64 105V106H63ZM68 105V106H67ZM71 105V104H70ZM93 105H94V107H93ZM67 106V107H66ZM72 106V105H71ZM104 106V105H103ZM47 107L48 106H46V107H44L45 109H46V111H42L43 110V108H41V111H42V113L40 114V115H42L43 114V112L45 113V112H49L50 110H48L47 109ZM70 107V106H69ZM68 107V109H70V110H68L67 109V111L66 110H63V109H60V111H66V114L67 115H69V113L68 112H70L71 111V113H70V118L72 117V116H75V118H72V120L73 119H75L74 121H76L77 120V116H76V113L77 112H79V111H83V110H85V109H83V110H80V108L78 107V105L76 106V105H74V107H77L76 109L74 108V110H75V112H74V110L72 111L71 109L72 108H69ZM73 107V106H72ZM55 108H53V110L55 109ZM79 108V109H78ZM123 108V107H122ZM78 109V110H77ZM48 110V111H47ZM86 110H87V108H86ZM111 110H112V108H111ZM77 111V112H76ZM91 110H90V108L88 109V112H90ZM109 111H110V109H109ZM40 112V111H39ZM38 112V113H39ZM54 112H56L55 110H54ZM53 112V113H54ZM62 112V113H63ZM81 112L79 113V114H81ZM87 112V111H86ZM106 112V111H105ZM108 112V111H107ZM112 112H113V110H112ZM111 112V113H112ZM247 112H248V114L251 116V120H250V124L248 123V121H247ZM37 113V115L39 116V114ZM51 113V112H50ZM52 113V114H53ZM57 113V112H56ZM61 113V112H60ZM65 113V112H64ZM63 113V114H64ZM72 113H74V114H72ZM91 113V112H90ZM93 113V112H92ZM110 113V112H109ZM115 113V117H117L116 115H118L119 116V114L121 115V120L123 119V118H125V119H127V117L128 116H126V114L125 113H123V109H121V108H117V109H115L114 110V112L112 113V115ZM118 113V114H117ZM49 114V113H48ZM72 114V115H71ZM78 114V115H79ZM82 114L84 115V112H82ZM99 113H97V115H98ZM100 114H101V112H100ZM99 114V115H100ZM30 115H32V116H30ZM45 115H47V114H44V116ZM60 115V114H59ZM82 115V118H81V116H79V120L81 119V122H83L84 120V122H86V120H87V115H86V113H85V116H83ZM91 115V114H90ZM105 114H103V116H104ZM107 115V114H106ZM110 115V114H109ZM108 115V117H110ZM53 116V115H52ZM52 116H50L51 118H52ZM58 116V115H57ZM60 116H62V115H60ZM65 116V115H64ZM68 116V117H69ZM103 116L101 117V115H100V117L101 118H103ZM114 116V115H113ZM41 117H43V116H39V118H40V120H39V122L41 121ZM63 117V116H62ZM61 117V118H62ZM35 118V117H34ZM33 118V119H34ZM46 118V117H45ZM50 118V119H51ZM60 118V117H59ZM106 118V117H105ZM119 118V117H118ZM31 119V120H30ZM37 119V118H36ZM35 119V121H37ZM58 119V118H57ZM112 119V118H111ZM150 119V118H149ZM30 120V121H29ZM46 120H47V118H46ZM64 121L65 120H67V118L65 119H63ZM71 120V119H70ZM83 120V121H82ZM90 120V119H89ZM89 120H87L88 122H87V124L89 125V123H90V125H91V122H89ZM33 121V120H32ZM43 121V120H42ZM44 121H45V119H44ZM52 121V120H51ZM68 121H69V118H68ZM74 121H72V123L71 124H73V122ZM107 121V119H104V122H106ZM125 121H127V120H124V123H125ZM128 121H129V117H128ZM197 121V120H196ZM39 122H36V123H39ZM32 123V122H31ZM41 123V122H40ZM44 123V122H43ZM47 123V122H46ZM69 123H70V121H69ZM76 123H77V121H76ZM79 123H80V121H79ZM33 124V123H32ZM35 124V123H34ZM33 124V125H34ZM48 124V123H47ZM52 124V123H51ZM53 124H57V123H53ZM81 124V123H80ZM93 124V123H92ZM127 124V123H126ZM14 125V126H13ZM29 125H31V124H29ZM38 125V124H37ZM40 125H42V124H40ZM45 125V124H44ZM90 125H89V127H90ZM36 126V125H35ZM53 126V125H52ZM75 127H76V125H74ZM92 126V125H91ZM11 127H13V128H11ZM37 127V126H36ZM73 127V126H72ZM77 128V127H76ZM82 128V127H81ZM16 129V128H15ZM34 129V128H33ZM37 129V128H36ZM244 129V131H242ZM18 130V129H17ZM31 130V129H30ZM41 130V129H40ZM76 130H78V128L76 129ZM19 131V130H18ZM26 131V130H25ZM38 131V130H37ZM220 131V130H219ZM14 134H12V137H13V135H16V131L14 132V131H12ZM76 132V131H75ZM247 132V133H246ZM5 133H4V135H5ZM18 133V132H17ZM32 133V132H31ZM30 133V134H31ZM0 134V135H1ZM7 135H6V138H7ZM210 135H213V134H210ZM220 135V134H219ZM9 136V135H8ZM19 136V135H18ZM229 136V135H228ZM246 136H248V141H249V143L247 144V146H246V144L244 145V147L242 148V147H240L239 145H238V143H239V141H240V139L239 138H241V140H243V139H245V137ZM1 137H2V139H1ZM0 137V142L3 140V142H4V139H3V137L4 136H1ZM12 137H11V139H12ZM20 137H22V136H20ZM212 137V136H211ZM9 138H10V136H9ZM9 138H7V139H9ZM14 138H17V136H14ZM13 138V139H14ZM25 138V137H24ZM212 138H214V137H212ZM12 139V140H13ZM18 139V138H17ZM16 139V140H17ZM10 141L11 143L13 142V141ZM16 140H15V142H16ZM19 140V139H18ZM24 140V139H23ZM122 140L124 141L125 140V138H122ZM226 140H227V138H226ZM2 142V143H3ZM6 142V141H5ZM7 142H9V141H7ZM202 143L200 144V146H202ZM10 145V144H9ZM203 145V146H204ZM0 146H1V144H0ZM3 146H6L5 148L6 149H4V150H7V151H10L9 149H7V145L5 144H3ZM3 150V148L2 149H0V151H2ZM208 151V150H207ZM5 152V151H4ZM3 153V152H2ZM1 154V153H0ZM5 155H7L6 153H4ZM4 154H3V156H4ZM10 154V153H9ZM8 154V155H9ZM165 155L166 156H169V154L168 153H165ZM9 156H11V157H13L12 155H9ZM5 157V156H4ZM11 157H7L8 159H12ZM149 157V156H148ZM202 157V158H201ZM0 158H1V156H0ZM6 158V157H5ZM115 157H114V155L111 157L110 156V158L109 159H107L106 158V161L104 162V163H102V165L98 168L99 169V173L101 172H103V173H105V174H107L106 172H104L105 170L107 171V170H110V173L108 172V175L109 176H111L110 178H112V177H115L116 175L118 176V174H116L117 172H119V170H121V168H124L125 169V167H121L120 169H119V167H120V165H119V167H118V165H117V167H118V171L116 172V173H113V171H114V169H116V166L114 165L115 163H113V160H115L114 159ZM199 158H201V160L199 159ZM16 160H15V162L17 161V159L18 158H15ZM152 159V160H151ZM224 159L226 160V163L225 164H223V161H224ZM4 158H2V160H0L1 161V164L0 165H2V163H4ZM9 160V161H10ZM12 160H14V157H13V159ZM19 160V159H18ZM3 161V162H2ZM116 161V160H115ZM114 161V162H115ZM164 161V157H163V154L161 155V154H156V155H153V156H151V158H147V159H143V160H133V161H131L130 162V164H127L128 166H126V165H123V166H126V168L128 167V170L130 171L129 173H127L128 172V170H127V172H126V175L124 174V176H125V178L127 177V174H129L128 175V180H130L131 182H134V184H135V181H136V184H137V182H140V180L137 178L138 177V174L142 177V178H146L149 174H155V173H157V171H159V175L160 174H162L163 172H162V164L164 163L163 162ZM186 161V160H185ZM15 162H8V168H10V166H11V168L14 166L13 165V163H15ZM119 162V161H118ZM169 162V161H168ZM5 163H6V159H5ZM19 164H21L20 162H18ZM17 163V165L19 166V164ZM116 164H117V162H116ZM165 164V163H164ZM3 166L5 167L6 166V164H3ZM3 166H1L2 167V173H4V174H2V175H5V171L3 172V170H4V167ZM122 166V165H121ZM1 167H0V170H1ZM224 167H227L229 170V173L228 174H225V172H224ZM15 168V167H14ZM13 168V169H14ZM16 168H17V166H16ZM15 168V169H16ZM19 168V167H18ZM6 170H7V168H5ZM124 169L122 170V171H124ZM209 169V168H208ZM10 170V169H9ZM126 170V169H125ZM11 171H12V169H11ZM10 171V172H11ZM112 171V172H111ZM12 172H14V170L12 171ZM11 172V173H12ZM60 172V171H59ZM58 172V173H59ZM70 171H62L61 172V174H63V176L64 175H66L67 173H69ZM146 172V174L147 175H143L144 173ZM77 173V172H76ZM100 173V174H101ZM111 173H113V174H111ZM123 173V172H122ZM140 173H143V174H140ZM7 174L9 175V172L7 171ZM60 174V175H61ZM99 174V175H100ZM105 174H101V176L103 175V177H104V175ZM220 174H222V175H220ZM57 175H59V174H57ZM59 175V176H60ZM74 175V174H73ZM98 175V174H97ZM113 175V176H112ZM10 177H11V175H9ZM67 176H70V174L69 175H66V177H65V180L67 179L68 180V178H67ZM96 176V175H95ZM105 176H107V175H105ZM124 176H123V178H124ZM139 176V177H140ZM150 176V175H149ZM157 176V175H156ZM195 176V177H194ZM4 176H2L0 179H2V180H0V183L2 184V182H3V180H4V178H3ZM141 177H140V179H141ZM153 177V176H152ZM152 177H150V178H152ZM6 178V177H5ZM58 178V177H57ZM61 178V177H60ZM59 178V179H60ZM75 178V177H74ZM90 178V177H89ZM97 178V177H96ZM125 178H124V181H123V183L124 182H127V183H125V184H128L129 185V181H127V180H125ZM130 178V179H129ZM176 178H178V180L179 181H175L176 180ZM62 179H64V178H62ZM77 179V178H76ZM75 179V180H76ZM81 179V178H80ZM85 179V182L88 180L87 179V177L86 178H84ZM83 179V180H84ZM87 179V180H86ZM104 179V178H103ZM113 179V178H112ZM148 179V178H147ZM10 180V179H9ZM8 180V181H9ZM72 180H74L73 179V177H72ZM79 180V179H78ZM90 180V179H89ZM96 180V179H95ZM123 180V179H122ZM139 180V181H138ZM2 181V182H1ZM5 181V180H4ZM8 181L6 180V182H7V184H6V186L8 185ZM69 181H71L70 180V178H69ZM229 182V184H231V190H228L226 187H225V185H226V183L225 182ZM251 181H254V184H253V186L254 187H252L251 189H250V185H251ZM35 182V181H34ZM34 182H33V184H34ZM84 182V181H83ZM88 182V181H87ZM200 182V183H199ZM231 182V183H230ZM26 183V182H25ZM36 183V182H35ZM122 183V184H123ZM0 184V185H1ZM3 184L5 185V183L3 182ZM2 184V185H3ZM38 184H39V182H38ZM131 184V186H132V184L133 183H130ZM133 184V185H134ZM23 185H24V183H23ZM40 186H38V188H40L41 187V184H39ZM120 185V184H119ZM124 185V184H123ZM217 186V187H214V186ZM20 186V185H19ZM36 186V185H35ZM126 186V185H125ZM9 187V186H8ZM7 187V188H8ZM31 187V186H30ZM134 187V186H133ZM1 188H3V186H1ZM7 188H6V190H7ZM124 188V187H123ZM126 188V187H125ZM229 188H230V186H229ZM31 189V188H30ZM32 189H33V187H32ZM36 189V188H35ZM119 189H120V186H119ZM205 191H208L209 193V195L207 196V195H205V194H203V191L204 190ZM22 190V189H21ZM23 190H24V188H23ZM123 190V189H122ZM120 191V190H119ZM2 192H3V190H2ZM117 193V192H116ZM112 193H110L109 195H111ZM118 194V193H117ZM113 195V197H114V195L115 194H112ZM112 195H111V197H107V200H106V202H105V200L103 201V199H102V204L104 203L105 205H107V207L109 208V207H111L110 206V204H111V202H112V204H113V202L115 201L114 200V198L112 197ZM1 196V195H0ZM16 196H17V194H16ZM28 197V196H27ZM115 197H116V195H115ZM119 197H120V194H119ZM20 198H22V197H20ZM19 199V198H18ZM106 199V198H105ZM115 199H117L118 200V198L116 197ZM10 201V200H9ZM16 201H17V199H16ZM19 201H21V200H18V202ZM17 202V203H18ZM116 202V201H115ZM114 202V203H115ZM25 203V202H24ZM100 203H101V201H100ZM23 205V204H22ZM109 205V206H108ZM171 206V208L172 207H174L173 205H175L176 207H177V209L176 210H178V212H177V216H175V213L173 214V213H171V208H169L170 206ZM1 206V205H0ZM22 208L23 207H21V205H20V212L22 211ZM83 208V207H82ZM168 208L170 209V211H168ZM109 209H111V208H109ZM24 211L26 210V207H25V209H23ZM99 210V209H98ZM97 210V211H98ZM173 210H174V208H173ZM1 211V210H0ZM23 211V212H24ZM175 211V210H174ZM27 212H29V210H28V208H27V210H26V213ZM39 212V211H38ZM42 211H40V213H41ZM100 213V212H99ZM17 219L19 218L20 220H21V218H20V216H19V211L17 212ZM46 214V213H45ZM49 214V213H48ZM225 214V215H224ZM20 215H22V212H21V214ZM25 215V214H24ZM52 215V214H51ZM57 215V214H56ZM59 215H57V216H55V217H58ZM51 217V216H50ZM63 217H65V216H63ZM155 217V216H154ZM23 218H24V216H23ZM22 218V219H23ZM18 219V220H19ZM239 220H250V224L248 225V226H244V224H240V222H239ZM19 222V221H18ZM93 224V223H92ZM130 224H131V222H130V219L128 218V219H124L123 220V229L125 230V232H121V233H118V235H119V237H121V235H123V236H127L128 234H127V232H130L131 231V226H130ZM86 226V225H85ZM92 226V225H91ZM224 227L225 226V235H226V239L229 241V244H227V245H225L224 246V243L223 242H220V240H219V242H218V240H217V238H212V234L214 233L213 231L214 230H216V229H218V227ZM94 228H98V226L97 225H95L94 224V226H93ZM90 229V228H89ZM117 229H118V226L117 225H110L109 226V229H108V233H107V235H109V237H111V235H116V232H117ZM93 230V229H92ZM101 230V229H100ZM119 231V230H118ZM121 231V230H120ZM0 232H2V230L0 231ZM3 233L4 232H2V235H3ZM39 233V232H38ZM212 233V234H211ZM69 234V233H68ZM1 234H0V237L2 238L3 236H5V235H3L2 236ZM31 236H34L33 234L31 235ZM113 236V237H114ZM131 236V235H130ZM36 237V236H35ZM214 237V236H213ZM1 238H0V241L2 242V244H4L5 243V241H6V243L8 244V246H10L11 247V244H13L12 243V241H11V244L10 243H8L9 242V240L7 239V240H5V238L6 237H3L4 238V240L5 241H2L1 240ZM58 238V237H57ZM65 238H67V237H65ZM117 238V237H116ZM218 238H219V236H218ZM8 241V242H7ZM63 241V240H62ZM222 241V240H221ZM19 242V241H18ZM53 242H54V244H53ZM53 242H51V249H53V248H55L56 250H58V249H60V250H58V251H61V248L63 247V249H64V246H62L61 245V243L60 242H55V241H53ZM119 242H120V245H122L123 246V248L122 249H124V247L126 246H124V244H125V242H124V244L122 243L121 244V242L122 241H120L119 240ZM254 242H256L257 243V247L255 248L254 247V249L252 250V249H248L251 245H252V243H254ZM6 243H5V246H7L6 245ZM60 244L62 247H59V246H56L55 244ZM70 243V245L72 244V242H69ZM69 243L68 244H66V245H68V246H70L69 245ZM98 243V242H97ZM138 243H140V242H138ZM223 243V244H222ZM1 244V245H2ZM10 244V245H9ZM0 245V246H1ZM53 245H55L56 247H54ZM65 245V247H67ZM114 245V244H113ZM113 245H111V246H113ZM116 245V244H115ZM138 245V244H137ZM7 246V248H10V247H8ZM50 246V245H49ZM49 246H47V247H49ZM95 246V245H94ZM121 246V247H122ZM131 246L132 247H134V248H132L131 249ZM57 247H59V248H57ZM97 247V246H96ZM38 248V247H37ZM68 248V247H67ZM66 248V249H67ZM73 248V247H72ZM72 248H70V251H71V249ZM80 248H81V246H80ZM99 248V247H98ZM111 248V247H110ZM118 248V247H117ZM1 249V248H0ZM39 249V248H38ZM47 252L49 251V248H48V250H47V248L45 247L44 248ZM50 249V250H51ZM62 249V253H63V250ZM65 249V250H66ZM69 249V248H68ZM107 249V248H106ZM3 250V249H2ZM1 250V251H2ZM41 250H42V248H41ZM74 250V249H73ZM113 250H115V248H113ZM113 250H112V253H113ZM252 250V251H251ZM260 250V252L261 253H259L258 251ZM53 252L55 251L54 249L52 250ZM100 251V250H99ZM98 251V254L97 255H100L99 252ZM116 251V250H115ZM117 251H118V249H117ZM119 251H122L121 249L119 250ZM254 251H256L259 255L257 256V257H254V255H253V252ZM45 252V251H44ZM74 252L76 253L77 251L76 250H74ZM96 252V251H95ZM123 252V251H122ZM2 253H3V251H2ZM55 253V252H54ZM59 253V252H58ZM71 253H72V251H71ZM125 253V252H124ZM256 253V254H257ZM96 254V253H95ZM123 254V253H122ZM45 255H48V253H46ZM50 255H51V253L49 254V257H50ZM68 255V254H67ZM66 255V256H67ZM72 255V254H71ZM70 255V256H71ZM74 256H75V254H73ZM72 255V256H73ZM103 255H105V254H103ZM60 256V255H59ZM82 256H84V255H82ZM48 257V256H47ZM63 257V256H62ZM76 257H77V255H76ZM87 257V256H86ZM111 257V256H110ZM68 258V257H67ZM70 258V257H69ZM81 258V257H80ZM96 258H99V257H96ZM112 258V257H111ZM115 258V257H114ZM51 259V258H50ZM59 259V258H58ZM87 259V258H86ZM89 259H91V258H89ZM102 258H99V260H101ZM108 259V258H107ZM107 259H105V260H107ZM60 262H58V263H60L61 264V262H62V258H60ZM70 260L72 261L73 260V258L71 259L70 258ZM70 260H68V261H70ZM84 260V259H83ZM112 260H114L113 258H112ZM114 260V261H115ZM55 261H57L56 259H55ZM54 261V262H55ZM59 261V260H58ZM78 261V260H77ZM91 261V260H90ZM92 261H94V260H92ZM92 261H91V263H92ZM98 261V260H97ZM97 261L95 260L94 262V264H97ZM108 261H109V259H108ZM52 263V264H55V263H57V262H55V263ZM65 262H67V261H65ZM73 262H74V260H73ZM87 262H88V260H87ZM99 262V261H98ZM110 262H113V261H109V262H104L103 263V261L101 262L102 264H110ZM57 263V264H58ZM90 263V262H89ZM101 263H99V264H101ZM51 264V263H50ZM67 264H68V262H67ZM78 264H80V263H78Z\"/></svg>",
  "mask_w": 264,
  "mask_h": 264
}]
</instances>
